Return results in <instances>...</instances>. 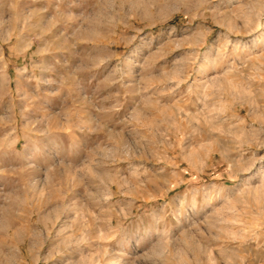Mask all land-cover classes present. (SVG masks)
Masks as SVG:
<instances>
[{
  "label": "rangeland",
  "instance_id": "374dc122",
  "mask_svg": "<svg viewBox=\"0 0 264 264\" xmlns=\"http://www.w3.org/2000/svg\"><path fill=\"white\" fill-rule=\"evenodd\" d=\"M0 264H264V0H0Z\"/></svg>",
  "mask_w": 264,
  "mask_h": 264
}]
</instances>
